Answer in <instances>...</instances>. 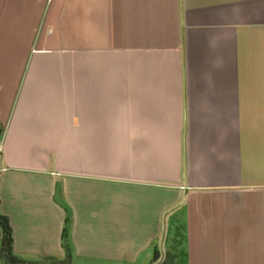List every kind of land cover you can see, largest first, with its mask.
Segmentation results:
<instances>
[{
    "label": "crops",
    "instance_id": "crops-1",
    "mask_svg": "<svg viewBox=\"0 0 264 264\" xmlns=\"http://www.w3.org/2000/svg\"><path fill=\"white\" fill-rule=\"evenodd\" d=\"M0 127L15 255L264 264V0H0Z\"/></svg>",
    "mask_w": 264,
    "mask_h": 264
},
{
    "label": "rangeland",
    "instance_id": "rangeland-1",
    "mask_svg": "<svg viewBox=\"0 0 264 264\" xmlns=\"http://www.w3.org/2000/svg\"><path fill=\"white\" fill-rule=\"evenodd\" d=\"M3 130V127H2ZM1 157V156H0ZM0 166H1V159H0ZM179 225L175 226L176 219L175 217L168 219L167 221V234L166 237L163 235V240H159V242L154 244L152 248H145L142 252H140V248H132L130 251L131 253H135L134 257L135 260H127L124 256L119 257L116 251V248H99L100 254L96 255H77L75 252L72 253L71 258L68 259V255L66 250L65 257L59 258L57 256H45L41 257L39 260L33 259H23L27 262H48V258H51L52 262H56L57 264H186V248H185V237L183 235L184 231V211H181L178 215ZM175 228V229H174ZM1 229V228H0ZM2 242V230H1V238H0V248ZM133 255V254H132ZM126 256V255H125ZM128 257V255L126 256ZM125 257V258H126ZM0 261L2 264H5L3 260ZM47 264V263H46Z\"/></svg>",
    "mask_w": 264,
    "mask_h": 264
},
{
    "label": "trees",
    "instance_id": "trees-1",
    "mask_svg": "<svg viewBox=\"0 0 264 264\" xmlns=\"http://www.w3.org/2000/svg\"><path fill=\"white\" fill-rule=\"evenodd\" d=\"M2 134V129L0 127V137ZM71 214L68 212L65 227L62 234V243L63 247L67 252L68 259L71 258L74 248L71 243L70 237V227H71ZM0 228L2 230V242L0 248V257L5 264H57L52 262L51 258H48V262H27L15 255L13 250V235L12 229L9 224L8 219L0 213ZM60 264V263H58Z\"/></svg>",
    "mask_w": 264,
    "mask_h": 264
}]
</instances>
